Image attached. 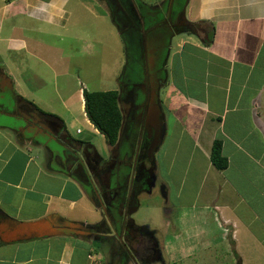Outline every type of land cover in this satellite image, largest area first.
I'll use <instances>...</instances> for the list:
<instances>
[{"label":"crops","instance_id":"0c3cea01","mask_svg":"<svg viewBox=\"0 0 264 264\" xmlns=\"http://www.w3.org/2000/svg\"><path fill=\"white\" fill-rule=\"evenodd\" d=\"M68 1L0 0V50H27L42 60L22 36L2 37L3 23L11 20L14 33L36 30L34 20L65 23ZM187 10L191 22L206 25L208 38L192 34L173 43L167 56L170 68L160 95L165 131L158 151L168 139L175 153L155 157V172L158 179L165 168L180 201L165 207L170 216L163 227L151 228L160 245L159 261L202 262L208 253L232 249L238 264L245 257L264 264V0H189ZM24 65L11 61L9 73L1 68L14 91L40 109L26 89L30 76L40 74ZM81 96L83 112L99 132ZM216 139L228 160L224 169L211 160ZM83 202L94 208L86 212L92 220L85 223H95L98 212L78 181L0 128V264H106L102 250L84 235L67 231L14 239V220L53 217L60 225L63 218L72 219L79 204L83 209Z\"/></svg>","mask_w":264,"mask_h":264},{"label":"flooded vegetation","instance_id":"af4514ba","mask_svg":"<svg viewBox=\"0 0 264 264\" xmlns=\"http://www.w3.org/2000/svg\"><path fill=\"white\" fill-rule=\"evenodd\" d=\"M95 1L130 41L124 73L127 81L117 89L123 112L117 141L110 142L99 131L109 146L105 150L89 138L73 136L63 119L46 114L16 92L14 103H0V128L38 147L48 165L78 181L98 212V220L84 236L106 249V264H148L162 259L160 245L155 231L138 225L132 215L140 195L152 191L157 183L155 157L165 126L162 113L161 123L154 118L155 100L160 106L167 83L168 54L163 61L164 52L170 50L179 32L205 37L202 29L207 27L193 22L194 30H189L192 26L187 23L185 0H161L152 5L142 0ZM6 90L0 76V97L8 95Z\"/></svg>","mask_w":264,"mask_h":264},{"label":"rangeland","instance_id":"374dc122","mask_svg":"<svg viewBox=\"0 0 264 264\" xmlns=\"http://www.w3.org/2000/svg\"><path fill=\"white\" fill-rule=\"evenodd\" d=\"M142 1L152 5L161 0ZM188 3L189 0L184 1V4L187 5L186 18L190 21L192 12L187 10ZM66 10L67 19L65 23L63 21L59 23L43 21L40 23L34 20L31 27L36 30L33 31L19 30L14 33L11 30V20L6 18L3 23L2 37L22 36L24 42L28 44L29 50L37 52L42 60L31 56L27 50L14 53L3 48L2 51L0 50V67L8 72L12 61L16 65L25 64L24 66L34 68L35 72L40 74V78L30 76L26 85L27 91L28 88L30 89L27 97L35 101L37 106L46 114L62 118L71 135L89 138L104 145L105 150H107L109 146L105 143V137L100 132H96L83 112L81 94L83 89L90 91L117 90L122 81H127L124 73L128 65L127 50L130 49V41L127 33L122 34L119 31L117 25L113 23L95 0H69L66 4ZM177 35L172 40L174 45L181 39H188L192 33L181 31ZM135 45L136 42L133 41V47ZM171 47L172 45L169 49ZM166 51L163 61L169 53V50ZM23 61L26 62L23 63ZM169 68L167 62L166 73L169 72ZM16 90L20 91V86H16ZM123 106L126 108V103H123ZM78 128L82 133H78ZM190 146L191 144H188L187 149ZM164 153L168 155V158H171L175 153V145L169 143L168 139L161 145L156 157H160ZM32 154L43 158V153L36 146H32ZM171 182V177L166 174L164 168L152 191L140 195L137 209L132 215L138 225H145L152 229L163 227L165 216H170L165 207H169L170 203L175 206L180 201V198H175L174 192L171 191ZM163 190L167 192V197H164ZM88 204L83 202V209L79 204L80 206L78 205L69 215L71 220L83 222L92 220L91 217L86 216V212L93 213L94 211L92 205L89 202ZM97 217L98 213L96 214ZM164 240L162 241L164 242ZM103 248L99 247L105 254L106 260L107 255L104 251L106 249ZM197 258L200 259L201 256ZM250 258L248 260V257H245L244 264H252ZM237 259L238 256L231 249L228 252L208 253L202 257V262L199 260L195 262L197 259L194 258L187 264H238ZM168 261H165L166 264H169ZM156 263L162 264L159 261L148 264Z\"/></svg>","mask_w":264,"mask_h":264},{"label":"trees","instance_id":"16d2710c","mask_svg":"<svg viewBox=\"0 0 264 264\" xmlns=\"http://www.w3.org/2000/svg\"><path fill=\"white\" fill-rule=\"evenodd\" d=\"M83 96L85 111L91 123L110 142H116L123 122L119 91L83 89ZM211 160L218 169H224L228 165V160L222 153V143L218 139L213 143Z\"/></svg>","mask_w":264,"mask_h":264},{"label":"water","instance_id":"95a60500","mask_svg":"<svg viewBox=\"0 0 264 264\" xmlns=\"http://www.w3.org/2000/svg\"><path fill=\"white\" fill-rule=\"evenodd\" d=\"M189 25L191 24L192 27H188L189 30H194L195 23L188 21ZM205 31V29H202ZM205 37L208 38V34H205ZM0 76L5 79L7 90L4 96L0 97V103H14L15 102V91L13 87L12 78L2 69L0 68ZM157 110V111H156ZM161 109L157 100H155V121L157 123H161L160 114ZM161 144V139L158 140L157 147ZM119 179V177H118ZM117 179V180H118ZM164 197H167V192L163 190ZM95 223H85L82 221H74L63 218L61 220V224L57 225L54 223L53 217H44L41 219H37L34 221H13V231L15 233L14 239H29L35 237H44L50 234H60L66 233L69 231L71 234H80L84 235L86 230H90L91 226Z\"/></svg>","mask_w":264,"mask_h":264},{"label":"built area","instance_id":"2783aa9c","mask_svg":"<svg viewBox=\"0 0 264 264\" xmlns=\"http://www.w3.org/2000/svg\"><path fill=\"white\" fill-rule=\"evenodd\" d=\"M81 130L80 129H78V132H80Z\"/></svg>","mask_w":264,"mask_h":264}]
</instances>
